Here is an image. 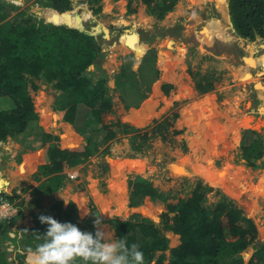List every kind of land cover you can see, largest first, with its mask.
Here are the masks:
<instances>
[{"label":"trees","instance_id":"obj_1","mask_svg":"<svg viewBox=\"0 0 264 264\" xmlns=\"http://www.w3.org/2000/svg\"><path fill=\"white\" fill-rule=\"evenodd\" d=\"M25 1L27 0H0V102H9L0 104V142L14 137L34 149L28 157L35 164V169L27 177L21 190H27L40 180L35 189L39 193L50 194L59 189L70 178L67 168L76 167L103 147L105 153L115 155L111 142L121 134H128V143L118 154L133 157L147 155L153 141L158 137L166 141L169 133H184V129L175 126L180 115L177 109L145 128L133 127L119 117L109 118V115L116 112L118 103L123 102L126 108L138 107L142 98L147 96L150 86L147 85L146 90H142L140 99L127 101V81H133L136 72L131 67L124 66L115 76L116 85L121 87L120 91H117L116 98L112 97L107 85L109 76L100 67L107 43H110L108 38L97 34L89 26L85 27L81 17L74 13L73 0H43L42 3L50 6L52 10L45 9L41 16L35 12L26 14V10L13 15V11ZM106 1L113 0H96L97 6L94 9L99 11ZM178 1L180 3V0H127V8L129 12L146 8L156 19L162 20ZM185 3L188 7L195 5L192 0H186ZM229 9L234 27L240 36L251 40L264 38V0H229ZM47 12L51 13V18H48ZM59 16L66 17L69 21L58 23L55 18ZM126 22L133 26L129 32H133L139 25L127 18L119 19L114 25L123 27ZM111 28L106 27L109 34ZM132 36L136 37V34L133 33ZM91 64L101 68L99 75L89 68ZM188 71L200 92L215 89L222 78L215 77L211 72L203 73L191 66ZM158 74L159 69L156 67L155 77L151 81ZM37 79L52 84L62 91L61 95L67 97L65 102L57 105V108L65 109V120L76 123L79 105L88 107V118L79 137L70 123L57 121L58 113L49 110L42 112L43 125L66 126L68 131L65 128L62 136L69 130L74 133L68 144L61 140L60 135L39 124V114L32 95L33 91L41 87ZM171 87L172 83H164L162 86L165 93ZM175 107H178V101ZM183 118L188 117L182 111V122ZM201 123L202 121L194 118L191 125L200 130ZM239 126L235 124L233 128L235 145L240 140ZM241 147L248 165L264 167L262 130L253 126L245 128ZM190 149L189 154H198V148L192 143ZM22 155L20 154L18 162L22 160ZM120 164L123 168L131 165L143 169L139 159H129ZM103 166L107 168V163L103 162ZM196 167V175L193 176L204 181L197 179L189 193L174 187L162 189L151 176L136 175L128 181L129 204L132 207H127V201L121 204L119 198L114 208L104 206L105 213L114 215L127 214L133 206L141 204L146 196H150L158 205L166 204L167 209L174 212L172 221L167 222V228L178 233L181 239L176 246L170 247V238L165 231L151 218L140 213H133L127 218L98 217L94 206L89 216H82L76 201L70 199L65 203L63 199H54L48 207L41 206L39 212L24 213L22 207L19 215L10 222L0 221V264H12V256L17 264H24L27 250H35L38 244L44 242L43 235L48 226L40 222L41 215L51 216L62 224H71L83 232H89L102 244V238L94 228V221L99 218L101 222L114 228L117 239L125 238L129 245H139L144 254V264H264V242L259 240L258 226L250 217L255 216L256 212L261 215L259 198L264 196V173L260 175L261 188L251 189L240 183V178L237 180L240 190L235 196H240V191L244 192L243 201L248 200L253 207L251 212L247 211L248 216L238 206V199L222 193L218 185L210 183L204 177V168ZM181 173L192 175L186 170H181ZM170 178L166 177L164 180L168 181ZM188 179L184 177L183 181ZM0 193L13 200L19 195L16 187L11 190L4 187ZM36 200L39 201L40 197ZM18 219L20 223L13 227ZM10 231L16 232V236L11 237ZM7 238L17 241L16 253L7 250V245L4 244ZM250 247L254 250L245 261L244 252ZM167 249H170V255L166 261ZM69 264L94 262L77 256Z\"/></svg>","mask_w":264,"mask_h":264},{"label":"rangeland","instance_id":"obj_2","mask_svg":"<svg viewBox=\"0 0 264 264\" xmlns=\"http://www.w3.org/2000/svg\"><path fill=\"white\" fill-rule=\"evenodd\" d=\"M192 1L195 4L193 7H188L186 0H180L182 5H179L178 1L176 8L169 11L162 20H158L146 8L129 12L127 0L106 1L99 11L94 9L97 6L96 0H73L74 13L81 17L85 27L89 26L97 34H103L110 42L107 43L106 54L100 61V67L109 76L107 85L110 95L116 98L117 91H120L121 87L116 85L115 76L124 66H129L136 72L135 79L127 81V101L140 99L142 90H146L147 85L150 86L147 96L142 98L138 107L126 108L123 102L118 103L116 112L109 115V118L119 117L133 127L145 128L177 109L180 115L175 121V126L184 129V133H169L166 141L158 137L153 141L147 155L133 156L139 158L143 169L131 165L123 168L120 164L124 163L126 158L132 157L118 154L128 143V134H121L111 142L115 155L105 153L103 147L76 167L67 168L66 172L70 178L50 194L35 190L41 181L25 191L18 190L19 195L15 200L20 206L28 201L34 202L37 207L39 205L41 209L43 204L48 207L54 199H63L65 203L72 199L77 202L82 216H89L94 206L98 217L127 218L133 213H140L151 218L165 231L170 238L169 245L173 247L178 245L181 239L178 233L167 228V222L172 221L174 212H170L166 204L158 205L150 196H146L141 204L133 206L127 214L114 215L105 213L104 206L114 208L119 198L121 204L127 201V207H132L129 204L128 181L136 175L151 176L162 189L174 187L189 193L194 182L201 179L193 176L196 175L194 171L198 166L204 168L207 176L204 177L210 183L218 185L222 193L238 197L236 199L248 205L251 210L252 205L248 200V204L243 201L244 192L240 191V196L235 194L240 190L237 184L239 178L240 183L251 189L261 188L260 175L264 173V167L247 164L241 147L242 132L245 128L253 126L264 132V38L251 40L237 33L229 9V0ZM42 2L43 0H27L13 11V15L26 10V14L35 12L41 16L44 15L45 9L52 10ZM46 14L51 18V13ZM121 18L134 20L139 25L133 32H129L133 29V26L128 25L129 22L123 27H115L114 24ZM55 19L58 23L69 21L62 16ZM107 26L112 27L110 34ZM133 33L136 37L132 36ZM190 66L200 69L203 73L211 72L215 77H222L221 81L215 89L200 92L188 71ZM156 67L159 74L151 81L155 77ZM89 68L95 70L97 75L101 72V68L95 64H91ZM139 79L141 81H136ZM37 81L41 87L33 91L32 95L39 114V124L46 130L60 135L61 140L68 144L74 133L69 130L62 136L65 128L68 131L66 126L55 127L51 124L47 127L41 123L42 112L47 110L58 113L59 123L64 121L65 109H59L57 105L65 102L67 97L61 95L60 89L43 79ZM164 83H172L168 93L162 88ZM177 101L178 107H175ZM0 104L9 102L2 101ZM87 110V106L80 104L76 123L71 122L77 137L81 135L80 130L88 118ZM182 111L188 117L183 118L184 122L181 119ZM194 118L202 121L200 130L191 125ZM235 124L240 125V140L237 145L233 133ZM191 143L198 148V156L189 154ZM0 150H27V147L25 143L10 137L0 142ZM103 162L107 163V168H104ZM174 170H186L192 175H172L171 171ZM5 177L6 175L0 173V191L4 187L9 190L16 187L6 184ZM166 177L171 178L165 181ZM184 177L189 178L188 181L184 182ZM18 179L20 180V177ZM37 197H40L42 204H37ZM259 200L261 218L259 212L250 217L258 226L259 240L264 242V196ZM102 226L100 231L106 233L102 237V244L111 242L113 237L117 239L111 225L102 222ZM9 235L14 237L16 233L10 231ZM4 244L10 253H16L15 239L7 238ZM253 250L250 247L244 252L245 261ZM165 253L167 261L170 249ZM11 260L12 264L17 263L13 256Z\"/></svg>","mask_w":264,"mask_h":264},{"label":"clouds","instance_id":"obj_3","mask_svg":"<svg viewBox=\"0 0 264 264\" xmlns=\"http://www.w3.org/2000/svg\"><path fill=\"white\" fill-rule=\"evenodd\" d=\"M39 220L48 226L43 235L44 242L28 249L24 264H69L75 257L94 264H144V254L136 243L128 244L125 238L100 244L89 232L71 224H62L51 216L41 215ZM102 222L97 218L94 228L101 238L106 234L100 231Z\"/></svg>","mask_w":264,"mask_h":264},{"label":"crops","instance_id":"obj_4","mask_svg":"<svg viewBox=\"0 0 264 264\" xmlns=\"http://www.w3.org/2000/svg\"><path fill=\"white\" fill-rule=\"evenodd\" d=\"M59 111H63V110H59ZM65 122H68L71 125H73L70 121H65ZM17 140L19 142L21 141L19 139ZM21 142L26 144L27 150H0V173L6 175L5 177L7 179L6 184L15 185L17 187V191L21 190V187L26 184L27 177L35 169V164L32 161H30L28 157V154L32 153L34 149L28 146L26 142L24 141H21ZM20 154H23L22 155L23 157H22V160L18 162V158ZM18 177H20V180L18 179ZM38 182L39 181H37L36 185L39 184ZM7 186L8 185H6V187ZM37 204H42V203L39 200L37 201ZM22 207H23L24 213H29L31 211L39 212L40 210V206L38 205L37 207L34 202H28V201L25 202L22 206H20V211ZM19 223H20V220L18 219V221H16L13 224V227H16Z\"/></svg>","mask_w":264,"mask_h":264},{"label":"built area","instance_id":"obj_5","mask_svg":"<svg viewBox=\"0 0 264 264\" xmlns=\"http://www.w3.org/2000/svg\"><path fill=\"white\" fill-rule=\"evenodd\" d=\"M20 213V204L17 200H13L0 193V221L10 222Z\"/></svg>","mask_w":264,"mask_h":264},{"label":"water","instance_id":"obj_6","mask_svg":"<svg viewBox=\"0 0 264 264\" xmlns=\"http://www.w3.org/2000/svg\"><path fill=\"white\" fill-rule=\"evenodd\" d=\"M170 170V169H169ZM171 174L172 175H177V176H180V175H184V174H182L181 173V171H176V170H174V171H171ZM236 201V200H235ZM237 203V202H236ZM238 204V206L241 208V209H243V211H244V213L246 214V215H248V213H247V209L248 208H246L248 205H245V204H243V203H237ZM249 216V215H248Z\"/></svg>","mask_w":264,"mask_h":264},{"label":"bare ground","instance_id":"obj_7","mask_svg":"<svg viewBox=\"0 0 264 264\" xmlns=\"http://www.w3.org/2000/svg\"><path fill=\"white\" fill-rule=\"evenodd\" d=\"M129 159H135V160H137V159H139V158H133V157H131V158H126V160H129ZM129 165H126L125 166V168H127ZM123 169V168H122ZM231 198H234V199H236L235 197H231ZM237 200V199H236ZM239 203H240V201H239ZM246 204H248V202H246ZM246 208H248V207H246ZM253 210V207H251V210H249V208L247 209V211H249V212H251Z\"/></svg>","mask_w":264,"mask_h":264}]
</instances>
